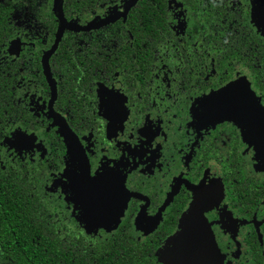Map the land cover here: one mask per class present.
<instances>
[{
    "label": "flooded vegetation",
    "instance_id": "flooded-vegetation-1",
    "mask_svg": "<svg viewBox=\"0 0 264 264\" xmlns=\"http://www.w3.org/2000/svg\"><path fill=\"white\" fill-rule=\"evenodd\" d=\"M8 1L0 165L33 184L44 228L118 264H264V0H64L66 26L55 0ZM102 91L123 101L111 118Z\"/></svg>",
    "mask_w": 264,
    "mask_h": 264
},
{
    "label": "trees",
    "instance_id": "trees-1",
    "mask_svg": "<svg viewBox=\"0 0 264 264\" xmlns=\"http://www.w3.org/2000/svg\"><path fill=\"white\" fill-rule=\"evenodd\" d=\"M9 10L8 0L0 3V43L8 32ZM5 71L0 67V135L10 110ZM40 206L33 184L0 165V264H118L99 259L95 248L62 241L52 226L45 229Z\"/></svg>",
    "mask_w": 264,
    "mask_h": 264
},
{
    "label": "snow or ice",
    "instance_id": "snow-or-ice-1",
    "mask_svg": "<svg viewBox=\"0 0 264 264\" xmlns=\"http://www.w3.org/2000/svg\"><path fill=\"white\" fill-rule=\"evenodd\" d=\"M186 54L182 52L180 49H177L176 51V57L178 63H181L185 59ZM101 75L104 76V73L101 72ZM107 76H104V79H107ZM233 87H240L238 84V81L235 83H231ZM247 88V86H246ZM246 88L242 89L245 90ZM229 93L227 88H222L220 92L215 93L213 96H204L202 100L198 101L197 103L201 105H211L215 104L219 97L224 96L225 94ZM105 92L102 91L100 93V101H101V108L104 111V114L106 116H109L111 118V114L114 112L119 111V109L123 106V101L121 100L120 96H118L115 92L107 93L108 99H105ZM264 111V108L261 109ZM192 119L194 122H198L201 119V111L198 108L193 107L192 110ZM24 134V132H21ZM146 135H151L150 131L146 128L145 129ZM14 142L17 147V149L21 148H30L31 147V137L28 135H17L14 137ZM92 182H94L93 178H89ZM119 191L123 195V199H120L116 204L112 205V210L117 211L119 214H123L124 210L128 206V196L130 195L129 192L123 191V185H119Z\"/></svg>",
    "mask_w": 264,
    "mask_h": 264
},
{
    "label": "water",
    "instance_id": "water-1",
    "mask_svg": "<svg viewBox=\"0 0 264 264\" xmlns=\"http://www.w3.org/2000/svg\"><path fill=\"white\" fill-rule=\"evenodd\" d=\"M63 1L64 0H55L54 1V11H55V14L60 22L61 25H64L66 26V19L64 18V15H63V11H62V4H63ZM137 1L139 0H126V4H125V8H126V11H128L132 6H134ZM115 18H113L112 16L102 20L100 22V26L101 25H105V24H108L109 22L111 21H114ZM95 27H99V26H95L94 24H92V29L95 28ZM6 143V141H5ZM99 181V180H97ZM83 190V189H81ZM85 190V189H84ZM88 189H86L87 191ZM100 191H106V189H101L99 188ZM115 190V189H114ZM126 192V190H125ZM102 199H105V197H102ZM89 214V212H88ZM89 215H92V213H90ZM106 215V214H104ZM121 216V214H119L117 211H114L112 212L111 214V221L110 222H113V223H116L119 219V217ZM189 218V219H188ZM107 218L105 217V222L101 223L102 226H106L110 223ZM191 223V219H190V216L184 220L183 224H182V229H181V232L179 233V235L175 238L177 241L179 240H185L187 238V234H188V228L189 227L188 225H190ZM210 233V232H209ZM178 246V245H177ZM181 248H184L186 251H189L188 249L191 248L190 245H179ZM213 238L211 237V233L209 234V244L206 248V245L204 246L203 248V251L200 253V259H202V255L206 258L208 255H211L212 253V250H213Z\"/></svg>",
    "mask_w": 264,
    "mask_h": 264
}]
</instances>
